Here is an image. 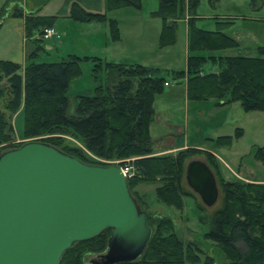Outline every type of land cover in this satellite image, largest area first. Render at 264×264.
Listing matches in <instances>:
<instances>
[{
  "label": "trees",
  "instance_id": "obj_1",
  "mask_svg": "<svg viewBox=\"0 0 264 264\" xmlns=\"http://www.w3.org/2000/svg\"><path fill=\"white\" fill-rule=\"evenodd\" d=\"M137 2L108 0V6L137 5ZM160 2L159 15L166 28L162 38L164 44L176 41L177 23L188 16V49L192 55L187 71L173 75L183 77L185 74L189 99L240 102L246 112H264V47L260 48L259 57H206L200 52L238 49L240 45L221 28L206 31L196 26L199 0ZM21 9L18 6L13 15L25 17ZM72 17L79 22H89L95 17L103 19L100 15L86 13L78 5L74 6ZM25 20L29 37L37 31L42 35L54 23L53 17L28 15ZM38 55V49L30 52L26 66L0 61V145L13 141V120L21 111L25 138L71 132L98 157L108 160L136 158L132 162L136 174L129 180L130 189L140 183L159 184L156 189L159 202L182 211L184 198L191 197L183 181L186 163L194 151H180L176 156L153 155L150 137L155 115L153 103L156 96L164 92L167 82L160 70L140 64L105 63L106 82L103 84L101 61L94 58L98 65L93 72L99 83L95 94H83L71 100L67 92L83 60L70 55L57 62H37ZM211 63L218 67V72L206 73L205 67ZM46 141L92 163L77 149L63 146L60 138ZM20 146L12 145L8 149ZM8 149L0 148V156ZM256 158L264 165V147L258 149ZM207 160L215 175L220 176L221 205L207 221L204 220L209 225L206 239L222 249L226 264H264V184L227 180L221 174L217 159L208 154ZM147 220L152 235L145 251L135 262L120 264H217L199 244L179 238L170 217L150 213ZM110 235L111 231H107L93 240L77 243L66 252L60 264H93L94 259L107 252Z\"/></svg>",
  "mask_w": 264,
  "mask_h": 264
},
{
  "label": "rangeland",
  "instance_id": "obj_2",
  "mask_svg": "<svg viewBox=\"0 0 264 264\" xmlns=\"http://www.w3.org/2000/svg\"><path fill=\"white\" fill-rule=\"evenodd\" d=\"M75 5L103 19L95 17L89 22H79L72 17ZM18 6H21L25 17L13 15ZM160 11V0H138L137 5L115 8L108 6V0H0V61L27 65L28 54L35 49L39 51L37 62H57L70 55L81 58L83 61L67 92L71 100L83 94H95L99 83L94 77L93 68L98 65L94 58L101 61L99 68L103 84L106 82L105 63L140 64L159 69L167 82L164 92L157 95L153 103L155 115L150 126L153 155L176 156L180 151L191 149L194 155L188 162L193 159L208 162L210 154L217 159L221 174L227 180L250 183L245 178L263 179L264 165L257 160L256 154L259 148L264 147V112H246L240 102L226 100L189 99L188 102L186 89L180 84H187L185 74L183 77L173 75L187 71L188 59L192 55L188 49L189 30L185 21L188 16L177 23L176 41L164 44L162 38L166 28ZM196 14L198 28L206 31L221 28L241 45L238 49L225 52L226 55H261L260 48L264 47V0H199ZM28 15L53 17V28L60 38L44 39L40 31L29 37L25 20ZM215 53L218 51L200 52L206 57L220 56ZM211 64L206 65V73L218 72V67ZM13 125L14 139L1 144L2 150L12 145L47 143L46 140L60 138L63 146L86 155L92 162L89 164L103 165L115 161L132 163L136 159L108 160L98 157L89 152L83 141L71 132L25 138L21 111L15 115ZM181 139L186 141L187 147L173 151L179 147ZM220 140L225 141L221 144ZM162 149L165 150L157 152ZM219 177L216 175L218 185ZM183 185L191 192V197L184 198L182 211L159 202L156 196L159 184L140 183L133 187L131 193L147 214L157 213L173 219L176 232L183 241L199 244L217 264H226L222 249L205 237L209 225L204 220L220 207L221 199L214 207L208 208L188 187L185 178Z\"/></svg>",
  "mask_w": 264,
  "mask_h": 264
},
{
  "label": "water",
  "instance_id": "obj_3",
  "mask_svg": "<svg viewBox=\"0 0 264 264\" xmlns=\"http://www.w3.org/2000/svg\"><path fill=\"white\" fill-rule=\"evenodd\" d=\"M185 180L206 207L218 203L207 162L189 161ZM107 231L108 250L93 264L135 262L152 235L119 166L89 164L44 142L0 156V264H60L77 243Z\"/></svg>",
  "mask_w": 264,
  "mask_h": 264
},
{
  "label": "built area",
  "instance_id": "obj_4",
  "mask_svg": "<svg viewBox=\"0 0 264 264\" xmlns=\"http://www.w3.org/2000/svg\"><path fill=\"white\" fill-rule=\"evenodd\" d=\"M42 36L44 39H54L60 38V34L55 30V28L50 27L43 31ZM105 166L116 165L119 166L125 178L129 181L135 177V169L132 166V163L127 161H115L113 163L103 164Z\"/></svg>",
  "mask_w": 264,
  "mask_h": 264
},
{
  "label": "crops",
  "instance_id": "obj_5",
  "mask_svg": "<svg viewBox=\"0 0 264 264\" xmlns=\"http://www.w3.org/2000/svg\"><path fill=\"white\" fill-rule=\"evenodd\" d=\"M186 22L188 21V20H185ZM188 23V22H187ZM240 45V44H239ZM241 46V45H240ZM240 48V47H239ZM227 51H229V50H226V51H223V52H218V53H215L216 55L218 54H220V56H230V55H226V53L225 52H227ZM24 66H26V63H25V65ZM180 84H182V86H184L185 87V96H186V99H187V101L189 102V97H187L188 96V87H187V84H186V82H183V83H180ZM170 86V85H169ZM186 141L184 140V139H181V141H180V144H179V147L175 150H173V151H178V150H180V149H183V148H186L187 146H186ZM184 145V146H183ZM165 149H162V150H159V151H157V152H162V151H164ZM156 152V151H155ZM246 179V181L247 182H250V183H258V184H264V178L263 179H251V178H245Z\"/></svg>",
  "mask_w": 264,
  "mask_h": 264
}]
</instances>
